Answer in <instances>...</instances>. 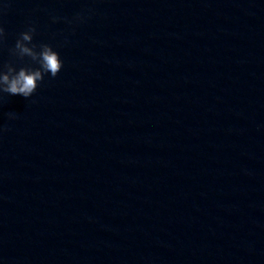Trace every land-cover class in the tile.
I'll use <instances>...</instances> for the list:
<instances>
[{"label":"water","instance_id":"water-1","mask_svg":"<svg viewBox=\"0 0 264 264\" xmlns=\"http://www.w3.org/2000/svg\"><path fill=\"white\" fill-rule=\"evenodd\" d=\"M29 24L63 67L0 94V264H264V0H0V64Z\"/></svg>","mask_w":264,"mask_h":264},{"label":"clouds","instance_id":"clouds-1","mask_svg":"<svg viewBox=\"0 0 264 264\" xmlns=\"http://www.w3.org/2000/svg\"><path fill=\"white\" fill-rule=\"evenodd\" d=\"M54 21L57 18H53ZM83 18L78 14L74 20L81 21ZM68 23H73L72 20ZM36 26L29 24L25 31L19 34L14 47L8 49L10 56L24 61L28 58L30 63L17 67L12 61L0 64V94L20 95L30 98L44 80L46 74L55 78L63 67L60 55L53 47L46 43L37 44L33 38ZM5 30L0 26V45L4 43ZM2 51V48H0ZM33 65H36L35 67ZM14 113L9 112V118H14ZM3 129H0L2 131Z\"/></svg>","mask_w":264,"mask_h":264}]
</instances>
